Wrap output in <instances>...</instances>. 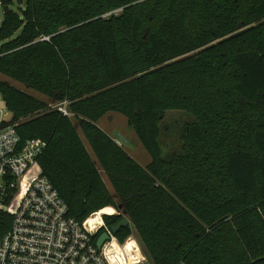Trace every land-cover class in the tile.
Listing matches in <instances>:
<instances>
[{"label": "trees", "instance_id": "1", "mask_svg": "<svg viewBox=\"0 0 264 264\" xmlns=\"http://www.w3.org/2000/svg\"><path fill=\"white\" fill-rule=\"evenodd\" d=\"M0 74L21 140L46 143L26 176H46L70 216L116 207L105 224L125 214L152 264H264V0H0ZM167 110L192 121L164 159ZM110 111L148 164L97 125Z\"/></svg>", "mask_w": 264, "mask_h": 264}, {"label": "built area", "instance_id": "2", "mask_svg": "<svg viewBox=\"0 0 264 264\" xmlns=\"http://www.w3.org/2000/svg\"><path fill=\"white\" fill-rule=\"evenodd\" d=\"M0 100V209L16 200L8 228L0 235V264H149L132 234L121 241L105 224V215L119 213L97 215L100 209L78 221L46 176L27 178L46 143L34 137L21 140ZM53 108L68 114L66 102ZM116 142L122 144L121 139ZM103 231L108 239L98 248Z\"/></svg>", "mask_w": 264, "mask_h": 264}, {"label": "rangeland", "instance_id": "3", "mask_svg": "<svg viewBox=\"0 0 264 264\" xmlns=\"http://www.w3.org/2000/svg\"><path fill=\"white\" fill-rule=\"evenodd\" d=\"M5 79L6 78L0 74V80H5ZM7 81L12 83V81L10 80H7ZM13 84L20 88H23L30 95L36 98L42 99V96L36 91L32 89H26L19 83L13 82ZM0 105L1 106L3 105L1 100H0ZM191 121H192V118L186 112H183L180 110H167L165 112L164 119L161 122V132H160L159 139H158L159 146L161 149V156L164 159H166V156H169L173 153L181 152L180 134H181V131L184 125ZM97 125L101 127L105 132H107L111 137L121 139L122 140L121 145L125 148L128 154L132 158H134L140 165L145 166L146 164L150 162V155L145 150V148L141 145V143L138 141L134 131L127 124V121L122 114L118 112L110 111L97 121ZM77 130L87 150L89 151L91 155H93L92 150L89 145L88 137L85 134V132L81 128H79L78 124H77ZM103 179L108 185V187L112 189L105 176H103ZM113 208L115 212L118 213L116 207H113ZM101 213L103 212L99 211L97 215H100ZM131 231H132L131 234L140 243V239L138 235L136 234L132 224H131ZM140 245H141V249L143 253L148 258V263L152 264L149 256L143 249V246L141 243Z\"/></svg>", "mask_w": 264, "mask_h": 264}, {"label": "water", "instance_id": "4", "mask_svg": "<svg viewBox=\"0 0 264 264\" xmlns=\"http://www.w3.org/2000/svg\"><path fill=\"white\" fill-rule=\"evenodd\" d=\"M127 225H129V219L125 214H123L115 224L109 227V230L111 233L116 234L121 227H125ZM107 239L108 233L106 231L101 232L96 240V246L100 248L103 242Z\"/></svg>", "mask_w": 264, "mask_h": 264}, {"label": "crops", "instance_id": "5", "mask_svg": "<svg viewBox=\"0 0 264 264\" xmlns=\"http://www.w3.org/2000/svg\"><path fill=\"white\" fill-rule=\"evenodd\" d=\"M110 190H112V189H110ZM129 226H131V223H130V221H129Z\"/></svg>", "mask_w": 264, "mask_h": 264}]
</instances>
